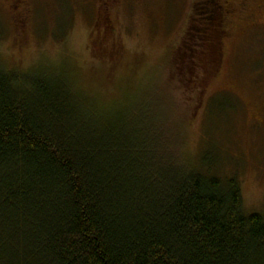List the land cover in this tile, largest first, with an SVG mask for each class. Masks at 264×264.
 Wrapping results in <instances>:
<instances>
[{
    "label": "trees",
    "instance_id": "16d2710c",
    "mask_svg": "<svg viewBox=\"0 0 264 264\" xmlns=\"http://www.w3.org/2000/svg\"><path fill=\"white\" fill-rule=\"evenodd\" d=\"M198 5L187 63L221 30L215 0ZM71 76L0 65V264H264V213H245L238 177L186 163Z\"/></svg>",
    "mask_w": 264,
    "mask_h": 264
},
{
    "label": "rangeland",
    "instance_id": "374dc122",
    "mask_svg": "<svg viewBox=\"0 0 264 264\" xmlns=\"http://www.w3.org/2000/svg\"><path fill=\"white\" fill-rule=\"evenodd\" d=\"M196 2L29 0L14 12L0 0V65L72 75L102 107L132 104L180 159L203 157L219 177H238L245 213L263 214L264 0L238 18L215 0L217 45L187 63ZM188 65L197 66L191 75Z\"/></svg>",
    "mask_w": 264,
    "mask_h": 264
},
{
    "label": "flooded vegetation",
    "instance_id": "af4514ba",
    "mask_svg": "<svg viewBox=\"0 0 264 264\" xmlns=\"http://www.w3.org/2000/svg\"><path fill=\"white\" fill-rule=\"evenodd\" d=\"M12 4V10L16 12L17 10L26 11L27 3L29 0H8ZM254 0H225V6L221 7L223 12L228 17L238 18L240 14H245L244 12H251L250 6L252 8V3ZM225 8L227 9L224 11Z\"/></svg>",
    "mask_w": 264,
    "mask_h": 264
}]
</instances>
